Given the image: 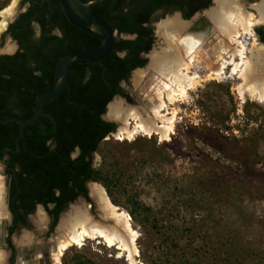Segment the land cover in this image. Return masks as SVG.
<instances>
[{
	"label": "rangeland",
	"instance_id": "1",
	"mask_svg": "<svg viewBox=\"0 0 264 264\" xmlns=\"http://www.w3.org/2000/svg\"><path fill=\"white\" fill-rule=\"evenodd\" d=\"M26 5L27 0H0V52L12 53L17 48L6 29ZM7 8H11V12L6 15L3 11ZM236 9L241 8L229 10V13L225 11L227 18L237 24L239 35L234 36V41L219 34V28L216 31L208 29L202 34L171 26L169 30L160 31L159 38L158 28L168 25L172 18L184 22L192 19L183 20L180 14L179 18L175 17L179 13L176 10L158 16L153 22L155 37L146 63L133 70L128 80L122 82L123 88L129 94H138L143 103H139L135 96L132 103L126 102L123 96H115L114 102H121L124 106L125 123L118 120L119 114L108 115L107 119L115 122L116 132L107 135L93 154V167L108 166L112 158L117 160L113 194L110 195L101 182L88 181L90 201L78 196L62 209L54 225L49 211L43 205H36L29 216L34 222L19 226L10 235L17 251L13 259L8 245H0L3 252L1 264H21L24 261L21 258L27 252L24 247H30L32 243L50 242L49 250L52 249L54 243L51 241L60 239L63 214H73L76 205L82 207L93 226L119 227L116 219L106 211L99 190H103L110 202L130 217L137 232L135 247L139 264H177L183 259L195 260L199 264H264V102L248 93L242 97L240 86L244 79L231 74L232 65L227 66L221 78H207L209 61L200 56L201 41L192 38L212 42L214 39L216 43L222 40L227 45L231 42L230 47H239L243 43L244 60L255 65L257 77L254 80L264 78V42L253 32L254 23L250 31L243 30ZM247 10L250 14L245 15L246 18L256 22L258 18L253 17L256 10L251 6ZM34 27L37 37L39 30ZM187 38L193 40L190 42ZM183 42L185 55L194 57L189 72L201 67L203 77L186 98L179 97L173 104L166 98V110L161 112H170L167 117L175 113L169 137L161 140L156 134L134 133L132 138L125 136L121 139V129L126 125L133 130L135 125L136 119L129 113L137 111L144 119L147 118L146 111L155 110L157 113L159 86L168 72L151 67L152 54L172 50L174 45ZM9 47L12 50H8ZM224 57L231 60L226 54ZM235 62H242L239 55L235 56ZM145 100L149 105H155L154 109H149ZM109 105L106 115L110 111ZM155 120L165 123L166 115ZM1 171L5 212L0 224L5 220L8 226L11 216L7 183ZM131 210L135 216H131ZM38 213L46 218V223L41 226L36 222ZM69 231L67 228L66 233ZM26 234L30 237L26 238ZM82 245L67 248L59 259L60 264H72V259L87 264H130L127 253L120 254L117 247H108L101 238H89Z\"/></svg>",
	"mask_w": 264,
	"mask_h": 264
},
{
	"label": "trees",
	"instance_id": "2",
	"mask_svg": "<svg viewBox=\"0 0 264 264\" xmlns=\"http://www.w3.org/2000/svg\"><path fill=\"white\" fill-rule=\"evenodd\" d=\"M198 1L102 0L90 5L116 31L111 52L97 63L71 62L67 87L56 98L46 101L40 118L25 127L24 137L19 140L20 150L9 151L8 165L17 168L10 186L9 205L14 221L8 232L9 247L16 224L18 221L26 224V215L37 204L49 211L54 225L62 209L79 195L90 201L88 181L101 182L113 194L117 160L112 158L108 166L93 167L94 152L115 127L102 114L116 95L131 101L121 84L128 80L132 69L147 61L140 53L151 49L153 37L151 28L144 23L163 7L165 12L181 10L188 18L209 0L201 5L196 4ZM27 3L26 10L9 26L19 42V50L0 56V118L31 116L38 95L53 88L58 59L68 51L100 44L98 38L66 19L57 0H27ZM32 21L39 25L37 37ZM259 32L264 42V27ZM121 34L136 37L121 38ZM121 51H125L123 56L119 55ZM18 134L16 122L0 123L1 159L5 146L16 149ZM130 214L135 216L133 210ZM72 264L87 263L72 259ZM177 264L199 262L183 259Z\"/></svg>",
	"mask_w": 264,
	"mask_h": 264
},
{
	"label": "bare ground",
	"instance_id": "3",
	"mask_svg": "<svg viewBox=\"0 0 264 264\" xmlns=\"http://www.w3.org/2000/svg\"><path fill=\"white\" fill-rule=\"evenodd\" d=\"M10 10L11 8H7L3 12L7 15L11 12ZM236 10V12H238V21L243 27V30H245L246 32L250 31L251 25L255 22V20L252 18L247 19L241 9ZM218 14H216L213 19L214 27H216L217 29L219 28V34L222 33L225 37L234 41V36L239 35L237 30V24L232 20L228 19L230 17L227 18L225 13L222 15ZM168 25L172 28H177L178 30L185 27V23L177 20L176 18H172L171 20H169ZM212 32L210 34H212ZM192 38L194 40L196 39L201 41L200 56L204 60L209 61V65L207 66L209 71L206 73L207 78L211 79L215 76L216 78H221V76L225 73V69L227 68V66L232 65L233 68L231 70V74L240 75L244 79V84L240 86V92L242 97H244L248 93L250 96L255 97L258 101L264 102V78L254 80L257 77L254 73L255 65L250 61L244 60L243 52L245 49V45L243 43L239 47H230L229 45L231 44V42L229 45H227L222 43V40H219L216 43L214 39L213 42L205 40L204 42L203 40L197 39L194 36ZM186 40L190 42L192 41L188 40V38ZM8 50H12V47H9ZM216 52L218 53L215 54ZM224 54H226L231 60H228L226 57H224ZM236 55H239L241 57L242 62H235ZM193 62L194 57L192 56V54L185 55L184 42L181 45L178 44V46L174 45L172 50L170 49L165 52L152 54L151 67H154V69L156 70L163 69L165 70V72H168L166 78L162 80L163 83L159 86V104L155 108L157 110V113L154 110V115H151V113L146 111L147 118L145 119L137 111L129 113V116H134V118L136 119L134 120L135 125L133 130L129 129L125 125V127L121 129V133H119L121 139H124L125 136L127 138H132L134 133H143L148 136L156 134L160 137L161 140H165L169 137L170 132L174 126L175 113H171V116L167 117L170 112L163 114L161 111L166 110V98L172 104L177 102L179 100V97L186 98L188 96L189 91L192 90L194 86L199 82L200 78L203 77L202 75H200L201 67L196 66L197 69H194L196 71H193L191 73L189 72V67L193 65ZM244 63L245 67L242 68ZM109 109V116H117L119 114V120L125 123L126 116H124L125 114L123 115L122 113V111L124 110V106L121 102H113L109 106ZM165 115V123L160 124L155 120L156 118L163 119ZM2 187L3 186L1 185L0 180V219L2 218L5 212V208L2 202V194L4 193H2ZM99 193L101 194L102 201H104V206L107 209L106 211H108L113 216V218L116 219L117 223H119L120 226H115L112 228H105L96 225L93 226L88 216H86L87 214L85 215V213H83L82 207L80 205L74 206V213L64 215L65 217L62 219V223H60V239L57 242H54L52 249L50 248L47 255V261H49L50 264H52L53 262L56 264H60L59 259L67 248L72 245H82L83 242L89 238L103 239L104 243L108 247H117L120 250V254L127 253L130 264H139L136 260L137 248L135 247L137 232L131 225L130 217L127 213L120 211L117 206L113 205L108 199V197L105 195V192L103 190H99ZM35 217L36 222L40 226L46 223V218H44L42 214L38 213V215ZM67 228H69L70 230L68 233H66ZM25 237L29 238L30 235L26 234ZM24 249H27L25 250L27 252L26 255H24L25 257L21 258L22 260H24L22 261V263L46 264V260L43 261L42 259L45 258V255L42 253L43 251L41 250V246H36L34 248L24 247ZM38 249H40L42 252H40ZM28 252L29 254L32 253V255H27ZM35 252L38 253L34 255ZM2 258L3 252L2 250H0V264L2 262Z\"/></svg>",
	"mask_w": 264,
	"mask_h": 264
},
{
	"label": "water",
	"instance_id": "4",
	"mask_svg": "<svg viewBox=\"0 0 264 264\" xmlns=\"http://www.w3.org/2000/svg\"><path fill=\"white\" fill-rule=\"evenodd\" d=\"M59 4L60 12L64 14L66 19L76 28L95 36L100 40L99 46L95 48H84L79 50H71L66 53H64L57 61L54 71V85L51 90H48L40 95H38L37 102L33 107V113L28 118H17V117H8V118H0V123H6V122H16L18 124V130L19 134L15 139L16 143V149H12L10 147H7L5 149V154L7 157H10L9 151L12 152H18L20 150L19 140L24 137V130L27 125H31L35 123L40 116L43 113V106L46 101L56 98L68 85V67L71 62L75 60H83L88 63H97L100 60H102L104 57H106L112 49L114 38L116 36V31H114L111 26L100 16H98L96 13L92 11L90 8V5L95 2H99L102 0H57ZM208 17H212V11L209 10ZM180 13H176L175 17L179 18ZM210 15V16H209ZM210 19V18H209ZM206 21L207 29L211 28L210 21ZM185 27L182 28L183 30H186V32L190 33H196L195 25L193 20L190 22H184ZM164 25V23H163ZM171 29L169 25H164L163 28L159 27L157 30V34L162 31ZM159 36V34H158ZM161 36H159L160 38ZM165 46H167L168 41H165ZM9 52L7 50L3 51ZM150 52V51H149ZM1 53V52H0ZM151 64V60H150ZM117 96V95H116ZM134 96L137 98L139 103L141 102V98L138 94H134ZM115 96L108 102L110 105L114 102ZM113 100V101H112ZM108 104L106 106V109L108 107ZM109 105V106H110ZM105 113L102 114V118L107 119L108 117ZM119 120V119H118ZM120 123V122H119ZM116 132V131H114ZM7 166V163L5 164ZM39 205V204H38ZM65 214H63L64 216ZM32 218L29 217V221L33 223L34 221L31 220ZM1 231H0V245L5 246V235L7 231V223L5 220H2V224L0 225ZM38 232V230H37ZM55 241H51V244ZM50 245V242H44L42 245H38L37 243L30 244L31 248H34L36 246H42V253L45 255V258H43V261L46 260V264H50L49 261H47V251L46 246ZM20 249V248H19ZM18 249V250H19ZM32 252V251H31ZM27 264V263H22ZM44 264V263H43Z\"/></svg>",
	"mask_w": 264,
	"mask_h": 264
},
{
	"label": "flooded vegetation",
	"instance_id": "5",
	"mask_svg": "<svg viewBox=\"0 0 264 264\" xmlns=\"http://www.w3.org/2000/svg\"><path fill=\"white\" fill-rule=\"evenodd\" d=\"M206 0H199L196 4L197 5H201V4H203L204 2H205ZM250 1H252L253 2V4H251L250 3ZM224 3V4H223ZM28 4V3H27ZM239 4V5H238ZM224 5V6H223ZM242 5V6H241ZM249 6H251L254 10H256V14H254L253 15V17L256 19V18H258V20L256 21V22H254V24L253 25H255V28L253 29V32L257 35V39L258 40H260L261 41V34H260V32H259V28L260 27H264V0H209L208 2H207V5L205 6V7H203V8H199V9H197L190 17H188V18H185L184 16H183V13H182V11L181 10H176V11H178L179 13H180V16H181V18L183 19V20H188V19H192L193 20V22H194V25H195V30L197 31V33H202V34H204L205 32H207V25H206V21H208V19H209V21H210V23H211V28L210 29H213V28H215V31H216V27H214V16L216 15V14H218V15H222L223 13H225V11H227L228 10V13H229V10H235V8H237V7H240L241 8V10L245 13V15L247 16V15H249L250 13H249V11L247 10V7H249ZM26 8H27V5H26ZM26 8L23 10V12L26 10ZM49 8H50V10H51V6H49ZM209 10H211L212 11V17L210 16V17H208V11ZM23 12H21V13H23ZM20 13V14H21ZM19 14V15H20ZM161 14H165V7H163V9H160V10H158L155 14H153L152 15V19H150V21L148 22V23H144V25L145 26H148V27H150L151 28V30H152V37H153V40H154V37H155V34H154V28H153V22L158 18V16L159 15H161ZM225 14H227V13H225ZM18 15V16H19ZM17 16V17H18ZM261 19H260V18ZM17 19V18H16ZM15 19V20H16ZM14 20V21H15ZM13 21V22H14ZM13 22H11L10 24H8V27H7V33L10 35V37H11V40H14V42L16 43V46H17V48L14 50V52H1L0 53V56L1 55H11V54H14L17 50H19V42H18V40L16 39V38H14L13 36H12V31L9 29V26L13 23ZM32 25L33 26H36L37 27V29L39 30V34H40V29H39V25H38V23L37 22H35V21H32ZM205 30V31H204ZM35 35V34H34ZM124 36H127L126 38H128V39H134L135 37H136V35L135 34H121L120 35V37L121 38H125ZM249 36H250V34H248V37L247 38H249ZM11 42V41H10ZM152 44H153V42H152ZM149 51H150V49H149ZM149 51H147V52H141L140 53V56L141 57H145L146 59H147V55H148V52ZM125 54V51H121V52H119V55L120 56H123ZM142 67V66H141ZM141 67H135L134 69H132V71L133 70H135V69H137V68H141ZM131 71V72H132ZM264 77V76H263ZM124 82V81H123ZM121 86H122V84H121ZM122 88H123V86H122ZM124 89V88H123ZM125 90V89H124ZM126 91V90H125ZM126 93H128L127 91H126ZM135 94V93H134ZM134 94L132 95V94H129L128 93V95L131 97V101H128L127 100V98L126 97H123L124 99H125V101L126 102H130V103H132V102H134L135 101V99H134ZM146 104H147V106H149L150 108L149 109H154V107H155V105L153 106V105H149V102L147 101V100H145L144 101ZM148 102V103H147ZM106 111V110H105ZM154 111H150L149 113H151V115H154V113H153ZM105 113V112H104ZM124 116H126V114L124 115ZM104 119V118H103ZM105 121H108V122H112V121H110V120H108V119H104ZM112 123H114V125H115V122H112ZM133 127H134V125H133ZM116 130V126L114 127V129H113V131H111L110 133H112V132H114ZM109 133V134H110ZM16 139V138H15ZM16 144V143H15ZM7 147H9V146H5L2 150H3V152H4V154H3V159H1L0 158V164H2V166H3V169H2V173H3V175L5 176V178H6V183H7V204H8V208H9V212H10V216H11V222H10V224H8V226H7V231H6V233H7V236L5 235V244H7L8 245V243H7V238H8V236H9V234H8V232H9V228L13 225V221H14V213H13V211L11 210V208H10V205H9V203H10V198H11V196H10V186H11V182H12V177L13 176H15V171H16V169L17 168H14V167H9V165H8V162H9V160H10V158H11V155H10V157H7L6 156V154H5V149L7 148ZM11 148V147H10ZM74 154V153H73ZM7 163V166L5 165ZM10 171H11V173H10ZM79 196H82V195H79ZM83 197V196H82ZM84 199H85V197H83ZM13 199V198H12ZM87 200V199H86ZM38 205V204H37ZM41 205V204H40ZM19 211H20V213H22L23 212V210H20L19 209ZM30 214L31 213H28L27 215H26V224H23L22 222H20V221H18V223L16 224V229L19 227V226H27V224H28V222H29V216H30ZM15 229V230H16ZM10 241H11V244H12V246L11 247H9V245H8V247L10 248V250H11V255H12V259H13V257H14V254H15V252H17L16 251V249L14 248V246H13V242H12V240H11V237H10ZM41 249H42V246H41ZM46 251H47V254H48V252H49V245L48 246H46ZM42 252V251H41ZM21 262V261H20Z\"/></svg>",
	"mask_w": 264,
	"mask_h": 264
}]
</instances>
